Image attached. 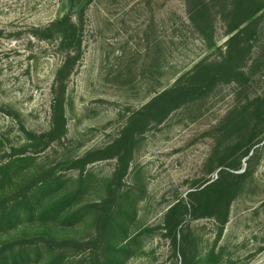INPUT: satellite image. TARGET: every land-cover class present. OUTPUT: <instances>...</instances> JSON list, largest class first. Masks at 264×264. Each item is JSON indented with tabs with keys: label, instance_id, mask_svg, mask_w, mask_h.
I'll return each instance as SVG.
<instances>
[{
	"label": "rangeland",
	"instance_id": "1",
	"mask_svg": "<svg viewBox=\"0 0 264 264\" xmlns=\"http://www.w3.org/2000/svg\"><path fill=\"white\" fill-rule=\"evenodd\" d=\"M231 2L0 0V264H264V31L229 54Z\"/></svg>",
	"mask_w": 264,
	"mask_h": 264
},
{
	"label": "trees",
	"instance_id": "2",
	"mask_svg": "<svg viewBox=\"0 0 264 264\" xmlns=\"http://www.w3.org/2000/svg\"><path fill=\"white\" fill-rule=\"evenodd\" d=\"M71 7L82 0H68ZM89 1V0H88ZM264 0H232L223 21L226 27L228 53L240 54L247 50L246 44L256 41L264 31L259 23L264 18ZM260 12V13H259ZM259 13V14H258ZM55 32L64 37H74L75 29L71 13L50 23ZM234 50V52H232Z\"/></svg>",
	"mask_w": 264,
	"mask_h": 264
}]
</instances>
